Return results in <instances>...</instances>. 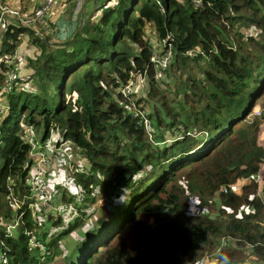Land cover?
<instances>
[{
	"label": "trees",
	"instance_id": "obj_1",
	"mask_svg": "<svg viewBox=\"0 0 264 264\" xmlns=\"http://www.w3.org/2000/svg\"><path fill=\"white\" fill-rule=\"evenodd\" d=\"M100 7L97 19L78 21L64 39H55L54 23L33 30L5 21L1 52L13 51L21 32L37 48L12 91L0 95L7 109L0 116L6 264H182L183 255L216 246L220 260L237 264L230 259L235 250L220 244L226 236L250 243L252 264H264L256 183L241 193L218 191L264 162L258 141L264 115L252 113L264 94V0H104ZM148 26L171 44L167 70L174 67L180 82L170 103L157 93ZM195 48L204 54L186 53ZM7 67L0 65V83ZM130 73L146 76L160 104L146 114L150 134L120 93ZM25 124L41 140L61 126L55 144L69 140L88 164L71 171L78 194L62 193L70 202L79 195L72 219L48 209L38 225L26 207L33 199ZM215 197L220 210L231 209L225 218L188 213L192 198L209 208ZM242 205L253 211L241 212ZM16 217L9 233L5 224ZM32 235L45 247L30 242ZM245 257L235 260L249 264Z\"/></svg>",
	"mask_w": 264,
	"mask_h": 264
},
{
	"label": "built area",
	"instance_id": "obj_2",
	"mask_svg": "<svg viewBox=\"0 0 264 264\" xmlns=\"http://www.w3.org/2000/svg\"><path fill=\"white\" fill-rule=\"evenodd\" d=\"M56 0H38L37 4L34 5L32 9L29 11H22L18 6L7 3L6 0H0V38L1 33L4 29L5 21L8 18L16 19L18 23L22 26H37L42 20L45 19L47 14L51 11L53 4ZM195 2L199 3V0H195ZM82 4V0H77L74 6V11L76 12ZM46 31V30H45ZM19 36L22 38L24 34L21 32ZM164 47L161 50L154 49L151 50L150 61L152 62L154 68V75L159 76L163 71H165L168 67L169 60L172 54L171 44L167 43V40L162 39ZM18 46L13 51H0V64L3 62L6 65L12 64L11 69L4 70V80L0 83V95L6 94L12 91L15 86L16 79L18 78V68L16 64H14L18 58ZM195 52H204L199 49H189L186 51L188 54H193ZM140 76V80L143 81L145 79V75L143 73L137 74ZM131 78V77H130ZM129 78V79H130ZM127 79L120 87V93L128 98L132 96L131 84L132 82ZM128 106L131 110L139 115L140 123L143 124L144 129L150 134L151 131V123L148 117L146 116L145 111L143 109L138 108V104L136 99L130 98V102ZM6 103L0 97V116L6 111ZM253 115L261 116L264 115V102L255 104L252 109ZM24 138L29 144V157L31 162V175H30V192L33 200H29L26 204L27 209H29L33 218H38L37 224H41V217L47 215V210L50 209V197L48 193V182L46 179V171L49 168L50 159L48 158V147L55 148L57 150L61 149L63 144H70L69 140L61 141L59 144H52L49 139L41 140L37 134L36 128L33 124H25L24 125ZM264 169V162L260 164L259 168L256 171L250 172L244 177L237 178L234 182L227 186H222L218 191H228L231 190L233 192L238 193V190L243 187L246 182H255L256 184L262 183V191H264V174L262 170ZM9 192L11 194V187L8 186ZM256 190V189H255ZM255 196L259 197L262 201L261 207V217L264 222V198L262 197L260 190L257 189L255 191ZM15 203L18 204L17 200ZM57 210L74 209V206L69 202L59 203L57 205ZM20 221V217H16L12 221L6 222V230L11 233ZM14 228V229H12ZM35 235H32L29 238V241L39 245L41 248H44L45 245L43 242L35 240ZM0 243H3L0 240ZM224 243V240H222ZM8 261V256L6 251L0 247V264H6Z\"/></svg>",
	"mask_w": 264,
	"mask_h": 264
},
{
	"label": "rangeland",
	"instance_id": "obj_3",
	"mask_svg": "<svg viewBox=\"0 0 264 264\" xmlns=\"http://www.w3.org/2000/svg\"><path fill=\"white\" fill-rule=\"evenodd\" d=\"M57 1L58 0H56V2ZM6 2L10 3L8 0H6ZM55 3L53 4V6L55 5ZM27 4H28V2H27ZM53 6H52V8H53ZM102 10H103V7H100V9H98V11L95 12L92 15V17L94 19H97L99 17V15L101 14ZM8 19H12V18H8ZM24 27H28V28L33 29V30L36 28H39L38 25L35 27H31V26H24ZM146 35H148V37L153 42L154 49L161 50L163 48L162 40L158 39L155 36L154 31H153L151 26L147 27L145 36ZM31 44H33V43H31ZM32 46L36 49L35 44H33ZM25 55H27V54H25ZM27 56H25V57H27ZM25 57L24 56L20 57V55H19L18 60L14 63V64L17 63L16 67L18 68L19 76H22L24 74V72L26 71V69L24 68V64L26 63ZM6 66H8L7 69L12 68V64H9ZM171 72L172 73H170L169 69L168 70L166 69L159 76L154 75V78L157 79V81L159 83V88H160V90H157V93L159 94L160 91H162L161 93L165 97L166 101H168V103H170L171 96L174 94V91H176V89L179 85V82H180V79L178 77L176 78L177 70L174 67H172ZM130 75H131L130 76L131 78L129 77L130 79L129 78L128 79H129V81L132 82V84H131L132 96L128 97V99H130V98L136 99L138 101V106H139L138 108L143 109V111H145L146 114H147V112L148 113L150 112V115L152 116L153 112H154V108H153L152 103H154V107H155L156 111L159 110L158 107L160 106V104L154 101V99H156V95L154 96V95L150 94L151 88H150V85H148V81L146 80L147 79L146 76H145V79L143 81H141L139 75H133V73H130ZM262 92H264V91H262ZM262 102H264V94L261 97L257 98L256 104H259ZM262 116L263 115L258 116V117H262ZM249 118H251V115ZM263 120H264V117H262L260 119L261 122ZM259 129H260V125H259ZM36 131L39 132V130H37V129H36ZM258 133H259V130H258ZM38 135H39V133H38ZM61 135H62V127L57 126V127L52 129L51 136H50L49 140L51 141L52 144H55V141L57 140L58 137H61ZM261 136H262V132H261ZM69 145L65 143L62 145L61 149H59V150H57L55 148H49V147L47 148L49 151L48 152V156H49L48 158L50 159L49 168L46 171V179L48 182L47 187H48V193H49V197H50V207H51L50 211H52L56 215H58V214L63 215L64 219H66V218L72 219L75 216L76 212H74L75 211V206H74L75 204L74 203L79 198V195H77V196H75V199H73L72 202H70L69 200H66V201L62 200V193H64L66 196L73 194V193L78 194L75 184L73 185V181H72L73 175H71V171H74V169H77V168H84L86 166L88 167V164H86L82 160V158L78 155L77 149H75L73 146L71 148ZM1 162H2V158H0V164H1ZM262 172L264 174V169L262 170ZM251 182H253V181H251ZM247 183H250V182H246L245 184H247ZM257 189L260 190V193H261L262 197L264 198V191H262V183L256 184V190L255 191H257ZM242 190H243V188H240L238 190V193H241ZM255 194H256V192H255ZM11 195L12 194H10V192L8 191L7 196L10 197ZM217 199L218 198L215 197L214 205H212L209 208H204V207L199 206V202H198L199 200L198 199L192 198V200L190 199L191 201H190V204L188 207V213L189 214H196V213L208 212L212 216L222 215L225 218L226 212H229L231 209L229 207L224 206V210L223 211L220 210L219 201H217ZM69 202L74 206V209H72V210H68V209L57 210L56 207L59 203L67 204ZM221 207H223V205ZM243 211H245V212L253 211V208H251L247 205H242L241 206V212H243ZM259 217H260V219H262L261 208L259 210ZM57 224H59V222ZM12 229H14V228H12ZM67 240H69V238ZM222 240H224V243H222V246L225 243H227L229 245V250H235L233 253H231L232 257L230 259H233L237 264H239V262L237 260H235L236 259L235 257L239 256V254H242V256H243L245 253L246 257L244 258V261H245L244 263L252 264L255 260H257V256L254 253H252V251H251L252 245L250 243L243 242V243L237 244L238 238L232 237V236L223 237L220 240V244H221ZM60 241H64V244H65L64 239H60ZM212 248L200 249L197 252H193V253L183 255L182 256V264H230L227 260H225V259L220 260L218 258L217 253H218V250L220 247L218 248V246H216L214 249H212Z\"/></svg>",
	"mask_w": 264,
	"mask_h": 264
},
{
	"label": "crops",
	"instance_id": "obj_4",
	"mask_svg": "<svg viewBox=\"0 0 264 264\" xmlns=\"http://www.w3.org/2000/svg\"><path fill=\"white\" fill-rule=\"evenodd\" d=\"M8 1L12 5L18 6L22 11H29L38 2V0H8ZM76 1L77 0H58L51 9V11L47 14L45 19L40 22L44 29H46L48 23H54L55 39H61L60 35L67 30V24L65 23L66 20L75 21L77 26L78 21L85 20L86 18H88V16H91L95 12H97L98 10H95L96 7L100 6L104 0H82V4L80 8L75 12L74 6L76 4ZM28 39L29 36L24 34V36H22L19 42L17 50L18 53L20 54V57L21 56L25 57L27 55L30 56L37 51V48L35 49L32 46L33 44L30 43V39L29 40ZM259 125H260V129L258 133V141L262 145H264V120L260 122ZM261 132H262V136H261ZM69 146L71 147V145Z\"/></svg>",
	"mask_w": 264,
	"mask_h": 264
},
{
	"label": "water",
	"instance_id": "obj_5",
	"mask_svg": "<svg viewBox=\"0 0 264 264\" xmlns=\"http://www.w3.org/2000/svg\"><path fill=\"white\" fill-rule=\"evenodd\" d=\"M65 23L67 24V30L60 35L61 39H64L67 36L71 35L72 32L74 31L75 27H76V22L75 21L66 20Z\"/></svg>",
	"mask_w": 264,
	"mask_h": 264
}]
</instances>
